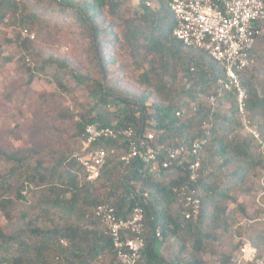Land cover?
<instances>
[{
  "label": "trees",
  "instance_id": "obj_1",
  "mask_svg": "<svg viewBox=\"0 0 264 264\" xmlns=\"http://www.w3.org/2000/svg\"><path fill=\"white\" fill-rule=\"evenodd\" d=\"M70 2L0 0V25H16L31 33L48 22L69 23L83 31L96 66L106 65L104 52L118 47L150 94L129 101L104 76L77 75L67 63L41 53L29 38L14 34L8 43L31 64L22 56L17 60L27 82L48 77L57 91L77 94L81 101L75 100L77 122H72L69 109H54L55 119L67 116L73 126L56 147L21 151L0 144V212L11 220L15 208L28 201L33 212L21 213L19 225L10 232L0 227V264H114L107 231L93 216L101 204L113 207L121 218L130 217L136 206L143 207L145 247L139 264H247L240 260L239 243H234L241 237L256 248L263 264L264 218L243 226L240 218H245L246 207L237 195H251L263 174L259 198L264 208V151L257 139L243 135V119L249 118L258 127L264 150V80L255 83L251 66L263 60L264 34L249 52L250 66L239 73L246 90L242 116L235 94L218 84L222 69L204 51L185 47L173 37L175 20L165 3ZM211 95L216 96L213 106L208 102ZM119 104L128 107L125 114L110 112ZM98 117L103 121L99 123ZM91 123L152 133L159 162L165 158L164 148L206 138L202 166L208 171L194 187L200 201L198 216L185 219L188 206L175 192L188 180L182 166L173 163L157 173L151 164L138 160L124 166L120 156L126 148L119 141L97 144L108 156L99 178L84 183L74 155L85 125ZM158 245L167 251L166 258L157 254Z\"/></svg>",
  "mask_w": 264,
  "mask_h": 264
},
{
  "label": "built area",
  "instance_id": "obj_2",
  "mask_svg": "<svg viewBox=\"0 0 264 264\" xmlns=\"http://www.w3.org/2000/svg\"><path fill=\"white\" fill-rule=\"evenodd\" d=\"M160 1L173 13V37L185 47L204 51L222 69L223 77L218 80V84L224 91L235 94L238 113L244 116L246 90L240 82L239 73L250 66L249 52L256 39L264 34V0ZM145 5L150 7L151 2L146 1ZM20 34L30 40L34 38L26 29H20ZM26 63L30 65L28 58ZM215 100L214 95L208 98L212 106ZM179 115L180 113H176V117ZM243 121L245 130L258 139L250 120L244 118ZM153 138L152 133L137 134L131 127L113 129L97 123L85 125L80 137L79 152L74 155L75 162L82 171V181L92 183L97 180L105 165L108 153L97 144L105 140L119 141L126 148L120 156L124 166L138 160L151 164L153 173L166 169L173 163L182 166L187 172L188 180L175 189V192L188 206L189 210L184 213L185 219L196 218L200 201L194 196V187L207 173L202 166L206 138L194 140L187 145L164 148L165 158L160 162L159 151L152 144ZM259 144L263 148L260 141ZM93 216L107 231L115 255L114 264H139L145 247L143 207L136 206L130 217L121 218L113 207L101 204L93 209ZM156 237L160 239V234L157 233ZM61 243L65 245L64 241ZM239 252L240 260L262 264L256 258V250L249 244H242Z\"/></svg>",
  "mask_w": 264,
  "mask_h": 264
},
{
  "label": "rangeland",
  "instance_id": "obj_3",
  "mask_svg": "<svg viewBox=\"0 0 264 264\" xmlns=\"http://www.w3.org/2000/svg\"><path fill=\"white\" fill-rule=\"evenodd\" d=\"M71 1V5H74L78 0ZM20 29L16 25L9 27L0 25V144L13 150L43 148L48 151L56 147L57 140L59 142L60 137H63L69 130L71 132L73 128L67 116L62 115L58 120L55 119L54 109L62 111L69 109L72 113V122H77L79 116L76 113L75 100L81 101V98L74 93H60L45 76L36 77L31 83L27 82V76L23 74L21 64L19 65L17 61L20 56L26 60V55L8 43L16 32L21 36ZM30 32L34 36L32 39L34 47L45 55L67 63L77 75H87L93 79L104 76L129 101H135L140 96L150 94V90L139 83L138 74L132 70L129 58L118 47L106 50L103 60L106 65L98 67L89 56V41L79 28L62 21L58 23V26L53 22H48L46 26ZM251 66L255 69V83L261 84V80H264V57L261 62H254ZM151 101V98L147 99L148 103ZM109 110L114 114L123 115L128 107L119 104ZM97 119L99 123L103 121L101 117ZM250 122H252V129L258 135V143L259 141L262 143L256 123L251 120ZM243 135L252 136L245 128ZM261 149L264 151L263 148ZM262 178L263 174L259 177L260 186ZM260 186L258 185L251 195H237V200L246 207L245 218H240L243 226L264 218V208L259 198L261 196ZM29 206V201L19 204L13 211L11 220H6L0 212L1 229L4 232H10L19 225L21 213L28 212L32 215L33 212ZM236 242L239 243V247L244 243L253 247L246 237L234 238V243ZM156 252L159 257L166 258L167 251L162 246L158 245ZM262 261L264 264V255Z\"/></svg>",
  "mask_w": 264,
  "mask_h": 264
}]
</instances>
